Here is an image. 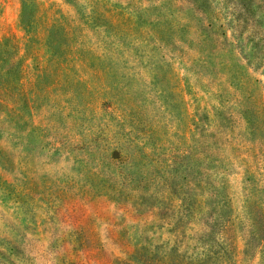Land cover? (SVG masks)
Returning <instances> with one entry per match:
<instances>
[{
  "label": "rangeland",
  "instance_id": "374dc122",
  "mask_svg": "<svg viewBox=\"0 0 264 264\" xmlns=\"http://www.w3.org/2000/svg\"><path fill=\"white\" fill-rule=\"evenodd\" d=\"M33 1L27 114L61 150L26 159L23 208L0 193L7 255L264 264V0ZM20 14L21 0H0V37L23 50ZM54 19L80 45L76 68L39 87L36 72L57 62L45 42Z\"/></svg>",
  "mask_w": 264,
  "mask_h": 264
},
{
  "label": "trees",
  "instance_id": "16d2710c",
  "mask_svg": "<svg viewBox=\"0 0 264 264\" xmlns=\"http://www.w3.org/2000/svg\"><path fill=\"white\" fill-rule=\"evenodd\" d=\"M251 2L252 0H240V4L245 9H251ZM37 7L38 5L33 0H21L20 23L27 33L23 50L14 41H9V37H0V139L4 138L13 143L14 149L13 152L6 153L0 145V168L5 171L18 172L21 175L19 182L15 183V181L4 178L0 173V193L22 208L32 190L29 186L26 159L32 152L51 148V146L57 152L61 150L46 138V134L40 133L42 132L41 126L30 123L27 114L29 93L24 87L23 59L30 47L29 33L35 29L34 15ZM70 38L69 31L61 22L54 19L47 24L45 42L51 49V58L57 59V62L54 65L48 64L36 72V85L40 87L41 82L49 73L60 75L64 74V71L76 68L75 62L77 61L73 57L80 45L76 41H70ZM87 53L90 52L87 51ZM61 60L64 62H60ZM60 181L65 184L69 182L63 177L60 178ZM54 184L52 181L49 189H53ZM60 189L61 187L58 188V190ZM84 245H89V243L85 242ZM13 246L16 249L15 245ZM0 247L1 258L7 259L11 264H27L24 258L23 260L19 258V262L11 259L5 252L4 243H0ZM0 264L6 263L0 259Z\"/></svg>",
  "mask_w": 264,
  "mask_h": 264
}]
</instances>
